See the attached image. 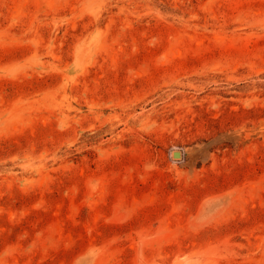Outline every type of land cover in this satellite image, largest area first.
<instances>
[{
	"label": "rangeland",
	"instance_id": "obj_1",
	"mask_svg": "<svg viewBox=\"0 0 264 264\" xmlns=\"http://www.w3.org/2000/svg\"><path fill=\"white\" fill-rule=\"evenodd\" d=\"M0 264H264V0H0Z\"/></svg>",
	"mask_w": 264,
	"mask_h": 264
},
{
	"label": "bare ground",
	"instance_id": "obj_2",
	"mask_svg": "<svg viewBox=\"0 0 264 264\" xmlns=\"http://www.w3.org/2000/svg\"><path fill=\"white\" fill-rule=\"evenodd\" d=\"M179 155H181L180 152L176 154V156H179Z\"/></svg>",
	"mask_w": 264,
	"mask_h": 264
},
{
	"label": "water",
	"instance_id": "obj_3",
	"mask_svg": "<svg viewBox=\"0 0 264 264\" xmlns=\"http://www.w3.org/2000/svg\"><path fill=\"white\" fill-rule=\"evenodd\" d=\"M177 153H179V152H175V153H174V156H176Z\"/></svg>",
	"mask_w": 264,
	"mask_h": 264
}]
</instances>
